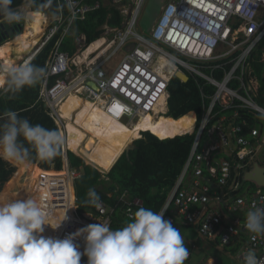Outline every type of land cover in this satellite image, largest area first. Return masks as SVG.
<instances>
[{"label": "built area", "instance_id": "2783aa9c", "mask_svg": "<svg viewBox=\"0 0 264 264\" xmlns=\"http://www.w3.org/2000/svg\"><path fill=\"white\" fill-rule=\"evenodd\" d=\"M103 1L114 7L123 21L118 28L104 26L103 38L110 49L100 60L78 63L79 57L70 60L61 46L75 23L86 20L101 4L59 0V13L47 16L38 44L18 65L32 62L60 34L46 64L40 100L62 134L64 120L58 106L71 94L98 104L109 116L133 126L142 116L155 114L163 97L164 110L159 113L168 115L169 87L178 71L189 81L193 79L202 98V118L194 112L193 133L184 135L195 139L161 210L165 209L164 219L174 227L196 232L200 239L227 253L235 252L241 264L249 250L264 264V236L253 239L244 223L252 205L264 206V186L248 178L256 165L264 169V105L259 103L261 86L253 67L256 61L264 64V0H156L160 10L148 34L140 29L148 0ZM85 41V36L77 38L78 47ZM119 56L116 67L110 69L108 63ZM3 87L0 95L7 93ZM64 144V174L49 177L43 173L39 177V187L50 193L44 207L52 214L71 210L57 239L90 224L111 227L116 207L101 202L96 213L78 212L73 182L81 174L70 168L71 151L65 150ZM118 200L129 219L131 212L143 207L142 200H130L127 192ZM74 243L83 253L84 237L77 236ZM191 258L189 251L185 264ZM81 264L87 261L81 258Z\"/></svg>", "mask_w": 264, "mask_h": 264}, {"label": "trees", "instance_id": "16d2710c", "mask_svg": "<svg viewBox=\"0 0 264 264\" xmlns=\"http://www.w3.org/2000/svg\"><path fill=\"white\" fill-rule=\"evenodd\" d=\"M40 2L41 0H37V4ZM98 2L101 4L100 9L89 14L86 20L77 21L71 34L66 36L62 43L61 51L68 54L70 60L80 56L92 43L102 37L104 25L111 28L122 25L120 13L114 7L103 0H88L90 5ZM22 3L23 0H13L12 8L15 10ZM59 8V0H54L53 6L50 9H43L41 13L55 17L59 13ZM29 12H32V9H29ZM21 34L19 32L11 39ZM81 35L85 36L86 41L78 47L76 40ZM59 38L60 34L31 63L46 70L47 61ZM2 45L4 44H0V47ZM258 53L260 56V52ZM253 67L257 75L264 71V64L257 61L253 63ZM44 75L34 86H25L17 92L2 93L0 115L7 111H15L19 117L28 119L33 125L40 124L47 129L59 131L49 111L40 100ZM169 92L168 117L170 118L162 114L157 117L151 114L136 131L121 125L117 126L113 120L105 117L100 109H96L89 120V128L83 132L77 127L81 107L72 110V121L68 124L64 123L63 135L65 150L71 151L68 153L70 168L81 174L73 182V191L80 214L96 213L97 207L85 203L89 189L97 192L100 203L116 207L111 225L113 230L123 227L130 220L125 214L126 207L118 200L125 192L129 194L130 200H142L144 208H150L154 212L162 210L168 194L185 166L195 139L194 136L182 135L180 129L191 121L195 122V113L201 119L203 112L201 94L193 79L188 83H182L174 78ZM259 103L264 105L263 88L260 89ZM0 123L3 121L0 120ZM143 132L145 133L142 134ZM20 139L26 147H30L22 137ZM134 141H136L135 148L126 154L127 148ZM76 155L92 166L87 165ZM99 170L105 174L109 173L107 175L109 181L103 179ZM62 171V146L58 155L48 160H40L31 149L27 160L22 162H8L0 159V206L27 198L45 206L44 199L48 198L50 193L47 188L39 187L40 174L46 173L52 177L64 174ZM31 179L32 183L29 187ZM65 213L66 210H58L53 215L61 217ZM49 226L45 225L44 228Z\"/></svg>", "mask_w": 264, "mask_h": 264}, {"label": "clouds", "instance_id": "9594fccd", "mask_svg": "<svg viewBox=\"0 0 264 264\" xmlns=\"http://www.w3.org/2000/svg\"><path fill=\"white\" fill-rule=\"evenodd\" d=\"M12 4L13 0H0V24L32 19L43 9H50L54 0H41L39 4L37 0H23L15 10ZM25 7L32 9V15L23 12ZM45 71L30 61L0 66V76L4 78L2 90L17 92L25 86H34ZM0 120L3 121L0 159L5 161H25L30 149L40 160H48L58 155L65 143L60 131L33 125L15 111L3 113ZM21 137L30 147L25 146ZM87 197V205L100 207V197L94 189H89ZM164 210L154 212L141 207L130 213L129 222L121 228L113 230L106 224H90L74 235L57 239L43 236L44 226L59 228L68 219L66 213L63 218L55 217L51 210L31 198L9 202L0 206V264H81L82 255L87 256V264H185L188 248L179 229L164 219ZM244 223L248 232L254 234L253 239L264 236V206L252 205ZM77 236L84 237L83 253L74 243ZM243 258L245 264H259L253 250Z\"/></svg>", "mask_w": 264, "mask_h": 264}, {"label": "bare ground", "instance_id": "6f19581e", "mask_svg": "<svg viewBox=\"0 0 264 264\" xmlns=\"http://www.w3.org/2000/svg\"><path fill=\"white\" fill-rule=\"evenodd\" d=\"M28 15H32V12H30ZM46 21H47V18L44 14H40L38 16H34L32 19H29L24 32L18 37H16L12 42L7 43L5 46H3L0 49V66L7 65L11 67L13 65H18V63L21 60H23L24 56L28 54V52H30V50L34 46L38 44L41 35L45 31L44 24L46 23ZM106 45H107L106 40L104 38H101L95 41L83 52L82 55H80L79 58H77V62L81 64L89 63L90 61H92L91 64L96 63L108 51V48H105ZM97 52H100V54H98L96 58L95 57L91 58V56L96 54ZM13 55L16 56L17 58L13 57ZM3 84H4V78L0 76V87ZM77 99L80 102L86 101L83 103V106H81L82 109L80 111V115H79L80 119L78 121V126H77L78 129H80L81 131H86L89 128V120L96 109H100L104 113L105 117L113 120L117 126L121 125L133 131H136L138 124L140 125L141 122L147 118V116L151 115V114H147L146 116H142V118L139 121L133 124V126H130L121 120H117L109 116L105 112L103 107L100 108L98 104H95L94 102H91L90 100L83 99L76 94H71L63 102H61V104L58 106V108L60 109L58 112L61 113L60 116L62 120H64L65 124H68L72 121V110L78 109L80 107ZM165 101H166V98L163 97L159 103L161 107H157L155 114H152V115L154 116L156 115V117L158 114L161 115V113L159 112L164 110L162 106H164ZM194 125H195V122L191 121L188 125L182 127L180 129L181 133H183L182 135L193 133ZM65 173H66V170H65ZM32 179L30 181L29 187L32 183ZM28 191H29V188H28ZM67 211L68 212L66 213V215L70 216L71 210L68 209ZM63 216L58 217V218H63ZM64 221L61 223V226L59 228H56L58 229L57 231H54V229L51 226L48 228H44L45 230L42 233V235L45 237L57 238V236L61 232V228H62Z\"/></svg>", "mask_w": 264, "mask_h": 264}, {"label": "crops", "instance_id": "0c3cea01", "mask_svg": "<svg viewBox=\"0 0 264 264\" xmlns=\"http://www.w3.org/2000/svg\"><path fill=\"white\" fill-rule=\"evenodd\" d=\"M25 10H26V13L27 12H28V14L30 13L29 8L26 7ZM41 14H43V13H41ZM44 15L46 16V18H47V16H50L48 14H44ZM24 22L27 25L28 20H24ZM25 24L23 25V31L21 33H23L25 30V27H26ZM104 26L102 27V30H104ZM81 36H84V35H81ZM103 36H104V33H103L101 38H103ZM14 39H12V40H14ZM7 43H10V40L5 42L4 45H2L0 47V49L3 46H5ZM109 49L110 48H108V50ZM13 57H14V55H13ZM78 57H80V56H78ZM119 58H120V56L116 59H119ZM113 61H114V59L108 63V65L110 66L109 67L110 69H113V67H114ZM77 101L79 102L80 107L83 106L84 102H80L78 99H77ZM81 109H82V107L80 108V111H81ZM59 110L60 109L58 108V111ZM59 114L61 115V113H59ZM67 212L68 211L66 210V213ZM178 229H179L182 237L184 238L185 246L188 248V251H190L192 254V258H191L189 264H241L237 260V258L235 257V253H233V254H232V252L227 253V252L221 250L219 247L215 246L214 244L203 241L202 239H200L199 235H197L196 232H194L190 229H187V228H184L181 226H179ZM194 244H196V246H197L196 249H193Z\"/></svg>", "mask_w": 264, "mask_h": 264}, {"label": "water", "instance_id": "95a60500", "mask_svg": "<svg viewBox=\"0 0 264 264\" xmlns=\"http://www.w3.org/2000/svg\"><path fill=\"white\" fill-rule=\"evenodd\" d=\"M23 24L24 21L12 25H8L6 23L0 24V44H4L5 42L11 40V38L16 36L19 32H22ZM176 78L180 80L182 83L189 82V77L181 71H178L176 73ZM92 87L96 89V86L94 84H92ZM134 148H135V144L133 142V144L127 148L125 153L128 154ZM255 168L256 169L254 173L250 174L248 178L264 186V169L260 168L258 165H256ZM82 260L87 261V256L86 255L82 256Z\"/></svg>", "mask_w": 264, "mask_h": 264}, {"label": "rangeland", "instance_id": "374dc122", "mask_svg": "<svg viewBox=\"0 0 264 264\" xmlns=\"http://www.w3.org/2000/svg\"><path fill=\"white\" fill-rule=\"evenodd\" d=\"M160 10V4L156 1V0H148V2H147V4L145 5V7H144V9H143V12H142V15H141V20H140V29H141V31L142 32H144L145 34H148L149 32H150V30H151V28H152V26H153V23H154V20L156 19V14L158 13V11ZM25 13H26V10H25ZM49 23H51L52 22V20H49L48 21ZM25 26H26V24H25ZM109 37H111V36H109ZM13 40H11L10 42H12ZM82 44H84V43H82ZM80 47V46H79ZM82 55V54H81ZM124 55V54H123ZM120 59L121 58H119V59H114V61H113V66L114 67H116V65L118 64V62L120 61ZM113 67V68H114ZM257 80H258V83H259V85L261 86V88H263L264 89V71L261 73V74H259V75H257ZM84 99V98H83ZM84 101V100H83ZM85 102V101H84ZM159 115V114H158ZM167 118H170V117H168L167 116ZM79 119H80V117H79ZM145 120H143L141 123H143ZM124 123H126L125 121H124ZM62 126V130L64 131V129H63V126L64 125H61ZM138 126H139V124H138ZM138 126H137V128H138ZM83 132H86V131H83ZM64 133H65V131H64ZM148 133V132H147ZM142 138H143V135H142ZM141 138V139H142ZM141 139H139V140H141ZM136 141H138V140H136ZM136 141H134V144L136 143ZM125 154V153H124ZM77 156V155H76ZM77 157H79V156H77ZM79 158H81L82 159V157H79ZM82 160H84V159H82ZM84 162L87 164V165H90V164H88L85 160H84ZM90 166H92V165H90ZM94 167V166H93ZM97 169V168H96ZM98 170V169H97ZM64 171V170H63ZM62 171V172H63ZM100 171V170H99ZM100 173L103 175V179L105 180V181H109V179L107 178V175L109 174V173H102L101 171H100ZM54 231H56V229H54Z\"/></svg>", "mask_w": 264, "mask_h": 264}]
</instances>
